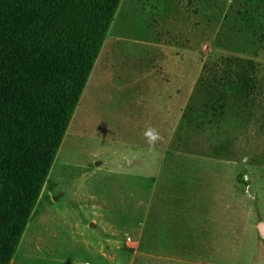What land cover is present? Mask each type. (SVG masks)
Wrapping results in <instances>:
<instances>
[{
	"label": "rangeland",
	"instance_id": "obj_1",
	"mask_svg": "<svg viewBox=\"0 0 264 264\" xmlns=\"http://www.w3.org/2000/svg\"><path fill=\"white\" fill-rule=\"evenodd\" d=\"M116 17L12 264H264V0ZM153 42L171 50L145 93L121 58Z\"/></svg>",
	"mask_w": 264,
	"mask_h": 264
},
{
	"label": "trees",
	"instance_id": "obj_2",
	"mask_svg": "<svg viewBox=\"0 0 264 264\" xmlns=\"http://www.w3.org/2000/svg\"><path fill=\"white\" fill-rule=\"evenodd\" d=\"M121 1L0 0V264H12L51 183Z\"/></svg>",
	"mask_w": 264,
	"mask_h": 264
},
{
	"label": "crops",
	"instance_id": "obj_3",
	"mask_svg": "<svg viewBox=\"0 0 264 264\" xmlns=\"http://www.w3.org/2000/svg\"><path fill=\"white\" fill-rule=\"evenodd\" d=\"M123 1L124 0L121 1V5H120L119 9L121 8ZM118 12H119V10H118ZM118 12H117V14H118ZM116 18L117 17H115L113 24L115 23ZM113 24H112V26H113ZM112 26H111V28H112ZM110 31H111V29H110ZM110 31H109V34L105 40V43H104L102 49L100 50V53L98 55V58H97L96 63L94 65L93 71H92L88 81L90 80L91 76L96 72V70L99 66L105 67L106 69H109V68L113 67V65H115L117 57L113 56V52H116V50L113 46L107 47V44H108L107 41H108V37L110 35ZM149 46L151 48L150 49H144L143 52L140 51L137 58H134L129 54H125L121 58L123 65L130 67L133 64H138V67L135 68L136 76L138 77L137 82L141 85L142 90L145 93H148L151 90L153 83L155 81V76L157 74L160 76L162 75V64H160L159 66L156 64L158 61H162V59H163V55H162L163 47L166 46V48H168V50H169V51H166V54L168 52H170V50H171V45H169L167 43L163 44L160 42H153V43L149 44ZM130 68H133V67H130ZM130 82H133V81L130 80ZM87 84H88V82H87ZM86 88H87V85L85 87V90H86Z\"/></svg>",
	"mask_w": 264,
	"mask_h": 264
},
{
	"label": "clouds",
	"instance_id": "obj_4",
	"mask_svg": "<svg viewBox=\"0 0 264 264\" xmlns=\"http://www.w3.org/2000/svg\"><path fill=\"white\" fill-rule=\"evenodd\" d=\"M144 136L150 148L154 147L162 139L159 132L152 128H149L144 133Z\"/></svg>",
	"mask_w": 264,
	"mask_h": 264
},
{
	"label": "water",
	"instance_id": "obj_5",
	"mask_svg": "<svg viewBox=\"0 0 264 264\" xmlns=\"http://www.w3.org/2000/svg\"><path fill=\"white\" fill-rule=\"evenodd\" d=\"M259 229H260L261 235L264 236V223H261L259 225Z\"/></svg>",
	"mask_w": 264,
	"mask_h": 264
},
{
	"label": "built area",
	"instance_id": "obj_6",
	"mask_svg": "<svg viewBox=\"0 0 264 264\" xmlns=\"http://www.w3.org/2000/svg\"><path fill=\"white\" fill-rule=\"evenodd\" d=\"M146 251H147V252H150V250H149V249H147Z\"/></svg>",
	"mask_w": 264,
	"mask_h": 264
}]
</instances>
